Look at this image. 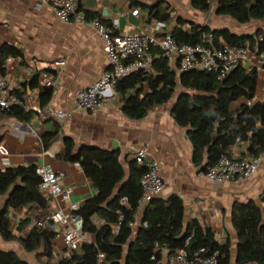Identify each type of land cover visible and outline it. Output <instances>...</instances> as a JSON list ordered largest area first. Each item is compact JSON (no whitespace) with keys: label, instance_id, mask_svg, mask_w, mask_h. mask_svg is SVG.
<instances>
[{"label":"trees","instance_id":"16d2710c","mask_svg":"<svg viewBox=\"0 0 264 264\" xmlns=\"http://www.w3.org/2000/svg\"><path fill=\"white\" fill-rule=\"evenodd\" d=\"M135 6L147 8L152 18L168 22V7L146 6L132 0ZM191 7L201 13L213 9L216 16L228 17L241 25L251 21L264 22V0H189ZM87 19L94 16L84 13ZM179 26L170 30L180 44H195L207 25L178 20ZM216 41L247 47L257 56L264 55V27L252 34L237 35L225 28L213 31ZM152 67L120 80L114 92L119 98L121 113L130 120L143 119L150 110L171 102L170 114L175 124L187 131L193 149L192 162L204 173L216 164L219 157L236 143L246 146V153L256 157L264 151V101L241 104L230 110L239 99L251 102L258 83V70L238 65L223 79L216 74L191 70L176 74L159 50L154 51ZM8 59H23L22 52L10 45L0 47V74ZM264 70V61L261 64ZM36 77L30 85L34 86ZM177 90H179L177 92ZM177 92V94H176ZM18 103L4 112L19 122L30 120L31 111L24 108L23 92L10 91ZM51 88H43L39 107L45 109L52 97ZM47 134L44 147L56 136ZM1 138V136H0ZM119 150L98 147L76 149L70 138L56 155L62 162L78 164L96 194L79 207L76 214L82 219V231L94 237L79 252H67L52 264H96L98 253L104 254L103 264H163L164 251L171 255L185 250L189 257L204 248L207 255L216 254L217 264H231L230 243H219L208 229L198 222L184 224L182 199L171 194L155 198L143 207L140 223L133 228L138 200L141 196L140 179L145 170L136 162L128 163L127 172L119 162ZM35 165L7 167L0 170V239L17 242L25 253H40L48 262L54 259L55 233L37 231L30 227L31 219H20L15 229L11 226L8 210L32 209L44 211L48 199L39 191L40 178ZM119 189V190H118ZM126 197L128 206L119 200ZM94 219L102 222L96 225ZM231 220L237 236L235 264H264V209L250 200L235 203ZM15 232L17 234H15ZM157 244V248L155 247ZM0 264H28L14 252L0 251Z\"/></svg>","mask_w":264,"mask_h":264},{"label":"crops","instance_id":"0c3cea01","mask_svg":"<svg viewBox=\"0 0 264 264\" xmlns=\"http://www.w3.org/2000/svg\"><path fill=\"white\" fill-rule=\"evenodd\" d=\"M137 1L146 6L168 7L170 19L165 23L170 30L180 25L179 19L185 22L184 30L188 29V23L207 25L202 16L204 13L194 10L189 0ZM78 9L105 24L115 21L118 34H149L151 24L158 21L151 17L147 8L135 6L132 0H78ZM134 10L137 15L133 14ZM208 27L210 30L224 28L220 22ZM253 32L241 30L235 34ZM4 44L23 54L22 60L8 59L4 65L8 91L23 92L24 105H39L40 93L45 88L42 75L45 74L55 83L54 87H49L53 93L47 107L71 110L73 115L62 125L47 116L45 111L42 114L31 111L27 122L3 117L5 124L0 126V145L6 148L7 156H0V170L27 165L50 166L58 175L59 184L72 190L71 202L80 207L96 191L78 164L56 158L64 148L65 138H70L77 150L82 147L119 150V162L126 172L128 163L134 160L135 150L141 145L146 146L148 156L160 164L164 185L160 197L178 195L184 206V224L196 221L202 228L210 230L217 242L228 241L231 264H235L237 236L231 220L232 208L235 203L252 200L264 209V159L248 181L212 185L193 165L192 145L186 130L178 127L172 119L170 103L153 108L141 120H130L121 113L119 98L114 92L107 98L105 107L96 113L76 110L74 94L94 83L108 69L102 42L89 27L59 22L51 7L42 0H0V47ZM57 59H63L65 66L57 72L47 71L46 64ZM263 61L264 55H254L242 64L247 69L255 67L258 70L255 96L251 102L239 99L230 105V110L244 103L251 105L264 101ZM33 77H36L34 86L30 85ZM54 132L56 136L44 147L45 136ZM228 152L237 159L251 158L243 143L230 147ZM51 205L48 201V207ZM38 212L34 208L9 209L12 228L15 229L20 219H32ZM142 212L143 207H138L133 228L140 223ZM94 223L102 224L98 219H94ZM88 237L94 241L93 236ZM1 242L4 243L0 239V251L14 252L28 263L14 248H5ZM163 253L164 259L168 254ZM63 255H67V251L61 241L55 239L53 257L57 260Z\"/></svg>","mask_w":264,"mask_h":264},{"label":"built area","instance_id":"2783aa9c","mask_svg":"<svg viewBox=\"0 0 264 264\" xmlns=\"http://www.w3.org/2000/svg\"><path fill=\"white\" fill-rule=\"evenodd\" d=\"M48 4L56 19L64 24H74L89 27L96 32L102 42L108 69L88 87L77 91L73 100L75 109L85 113H96L102 110L107 98L114 93L118 81L136 72L149 71L152 67L154 51L159 50L167 58L168 66L176 73L181 74L191 70L204 71L216 74L223 79L238 65L244 64L256 55L247 47L229 45L223 41H216L211 31L203 32L195 44H180L170 34L165 22L155 21L151 24L149 34H118L116 22L103 23L100 19H87L78 9V0H42ZM134 10L133 14L137 15ZM65 66L63 59L52 60L46 64V70L57 72ZM43 76V87H54L55 83ZM18 103L10 95L7 82L0 74V126L5 122L4 112ZM25 110L46 115L62 125L71 119L73 112L65 109L47 107L42 110L38 104L24 105ZM239 139L231 147L238 145ZM0 156H7L6 148L0 145ZM138 166L145 170L140 179L141 196L139 207H144L153 199L160 197L163 191V180L160 175V164L148 156L146 146H139L133 156ZM264 159V151L256 157L242 160L237 159L230 152L222 154L216 164L207 168L203 173L212 185L223 183L243 182L251 179L257 172ZM36 174L40 178L39 191L52 203L44 211L38 212L31 219V227L37 231L51 230L55 239H59L67 252H79L80 248L91 243L87 234L82 231V219L76 214L79 206L71 202L72 190L59 184L58 175L47 165L36 166ZM264 200V196H263ZM120 205L128 206L126 197L119 200ZM157 248V244H155ZM104 254L98 253L96 264H103ZM163 264H217V255H207L204 248L189 257L185 250H177L166 255Z\"/></svg>","mask_w":264,"mask_h":264},{"label":"rangeland","instance_id":"374dc122","mask_svg":"<svg viewBox=\"0 0 264 264\" xmlns=\"http://www.w3.org/2000/svg\"><path fill=\"white\" fill-rule=\"evenodd\" d=\"M213 9H211L209 12L202 14L203 18L206 20V24L208 26H211L214 22H220L223 24L224 28H227L231 33H236L241 30H247V31H255L256 28L264 27V22H255L251 21L247 25H241L234 20L228 18V17H220L216 16L212 13ZM239 30V31H238ZM179 90H177L178 92ZM176 92V94H177ZM175 98H173L174 100ZM172 100V101H173ZM171 101V102H172ZM170 102V104H171ZM2 243V242H1ZM2 246L5 248H14L16 252L23 256L29 264H52L56 259H53L52 261L48 262L45 258L41 256L40 253H25L19 246L17 242H4L2 243Z\"/></svg>","mask_w":264,"mask_h":264},{"label":"water","instance_id":"95a60500","mask_svg":"<svg viewBox=\"0 0 264 264\" xmlns=\"http://www.w3.org/2000/svg\"><path fill=\"white\" fill-rule=\"evenodd\" d=\"M214 30H217V29H213V30H211V32H213ZM186 133H187V131H186ZM200 171H201V169H200ZM119 190V189H118Z\"/></svg>","mask_w":264,"mask_h":264}]
</instances>
